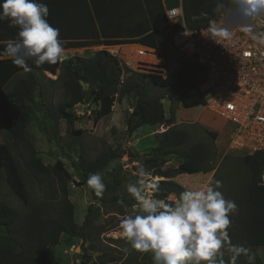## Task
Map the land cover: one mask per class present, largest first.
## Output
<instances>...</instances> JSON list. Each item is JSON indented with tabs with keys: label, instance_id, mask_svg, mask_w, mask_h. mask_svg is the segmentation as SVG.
Listing matches in <instances>:
<instances>
[{
	"label": "trees",
	"instance_id": "obj_1",
	"mask_svg": "<svg viewBox=\"0 0 264 264\" xmlns=\"http://www.w3.org/2000/svg\"><path fill=\"white\" fill-rule=\"evenodd\" d=\"M144 1L149 7L150 18L153 12L157 13L156 11L165 16L161 0ZM237 3L238 0H181L185 27L189 30L205 28L220 12ZM150 5L154 6L153 10ZM161 25L160 29L134 42L101 41L95 35L89 40L80 42H63V47L69 49L137 44L157 48L171 37L166 16L163 17ZM28 64L30 70L17 67L12 60H0V87L8 78H13L11 89L1 99V115L10 140L22 144L27 152L24 166L33 172L53 174L60 185L59 199L58 202L48 203L34 201L26 196V202H23V198L18 193V186H5L8 195L14 196L21 203L13 206L0 186V264H59L54 254V247L58 245L61 236L81 241L84 245L93 244L95 235L100 233V230L93 225L92 205L88 206L82 224L78 225L75 222L74 206L68 199L67 192V182L71 181L70 173L64 169L63 163L59 160L52 167L44 166L27 136L26 129L33 121L31 107L36 103V92L43 101L47 96V84L61 85L66 99L57 105V111L59 118L67 122L71 128L74 122L80 119L73 114L72 108L87 101V90H90L88 98L98 106L93 118L94 123L109 116L116 101L131 96L135 99V103L126 119L129 133L142 126L168 127L164 132L156 134L157 145L149 150L140 164L150 171L151 175H161L166 178L149 180L150 184L152 182L158 184L156 191L148 187L155 198L166 203H174L175 201L169 200L168 197L174 196L178 199L185 190L171 181V178L180 174L214 170L213 164L216 160L214 141L217 133L204 129L207 139L193 142L191 127L173 126L174 104L177 100L185 109L205 106V100L197 89L200 81H195L189 72V67H194L193 65L180 62L177 67L168 70L165 76L157 71L140 74L132 71L106 50L95 51L91 57L75 56L65 58L56 64L46 63L41 67H36L32 61ZM45 72L55 75V80L46 78ZM155 88L160 92L151 96L150 93ZM165 99L169 100L168 116L163 105ZM80 133L73 128L70 131L73 136H78ZM122 157V152L111 148L99 153L94 159L80 154L73 168L80 184L87 186V178L90 174L99 172L103 177L108 165ZM168 158L176 159L178 165L172 172L163 173L160 165ZM240 159L243 167L241 185L238 186L242 195L241 235L251 248H260L264 247V151H256ZM139 166L135 167L137 174ZM18 174L22 180L21 173ZM1 182L5 184L2 168H0ZM103 182L106 188L102 196L97 197L89 189L93 201L108 207H117L121 212L126 207L136 204L135 198L117 191L116 187L120 183L118 177H114L112 183ZM53 191L56 194L57 190L53 189ZM139 253L136 251V254L131 255L134 264H153L151 252L144 253L141 262H136Z\"/></svg>",
	"mask_w": 264,
	"mask_h": 264
},
{
	"label": "rangeland",
	"instance_id": "obj_2",
	"mask_svg": "<svg viewBox=\"0 0 264 264\" xmlns=\"http://www.w3.org/2000/svg\"><path fill=\"white\" fill-rule=\"evenodd\" d=\"M178 23L169 33L172 34L176 29L181 28ZM119 53L116 48H111ZM131 47L122 48L119 53L120 58L132 71L140 74H150L158 71L149 66L142 58L134 57L128 53ZM97 49L96 51H98ZM103 50V49H101ZM108 52V51H107ZM94 51H86L83 57H91ZM114 56V55H113ZM118 60V56L116 57ZM137 63V64H136ZM177 67L173 60L168 62V69ZM189 72L195 81H200V76L195 67H189ZM22 74V73H21ZM46 78L55 80L51 74H45ZM13 78H8L3 86L0 87V105L3 95L11 89ZM86 88V87H85ZM87 90V94L89 95ZM159 89H153L151 96L159 93ZM46 98L42 101L38 92H36V103L32 105L31 111L33 121L27 127V136L34 146L38 157L44 166L52 167L56 161H61L64 169L70 173L71 181L67 182L68 199L74 206V220L80 225L86 215L88 206L92 205L94 214L93 225L96 226L100 233L95 235L93 244L82 245L81 241L61 236L59 243L54 247L55 257L59 264H134L132 254L135 249L131 244L120 236V222L124 216L133 214L138 202L132 207H126L122 212L117 207H108L100 202L93 201L89 188L80 184V180L73 168L80 154H84L89 159H94L99 153L111 148L123 153V157L118 161H112L103 174V181L112 183L114 177L119 178L117 191L121 194L130 195L127 187L130 183H138L140 177L135 171V167L142 164L151 148L157 145L156 134L164 132L168 127L165 126H142L133 133L128 132L126 119L132 112L135 99L131 96L116 101L112 108V113L94 123L97 105L91 98L86 96L83 104H78L72 108L73 114L80 119L73 124V130L80 131V135L73 136L70 134L72 128L67 122L59 118L57 105L66 99L64 91L59 83L47 84ZM166 114L168 116L169 100L163 101ZM175 119L173 126L187 127L193 129L192 141L205 140L207 134L204 129L214 131L217 136L214 141L215 162L212 171V179L221 181L218 189L225 199L232 200L237 205V210L230 214V226L227 229L229 239L225 241V247L221 249L223 256H218L219 260L223 259L225 264H231L230 253L227 248L231 245H242L248 250L247 255L238 257L236 264H264V247L251 248L242 238L241 235V194L238 186L241 185L242 165L241 157L244 152L230 148L228 135L225 131L227 126L224 122L211 115L205 107H196L191 109L183 108L177 100L174 104ZM206 122V123H205ZM130 153V155H128ZM27 158V152L23 145L10 140L9 135L3 123L0 108V168L4 171L5 184L0 186L5 193V197L13 206L20 205V201L14 196L8 195L5 186H18V193L26 202V196L29 199L38 202L55 203L58 202L59 183L53 174H43L33 172L24 166V160ZM15 160V161H14ZM178 161L168 158L160 165L163 173H170L177 168ZM21 173L22 180L18 173ZM161 175H151L149 180H165ZM174 181L184 183L180 176L175 177ZM4 186V187H2ZM189 187V186H186ZM56 189V194L53 189ZM195 188L191 189L194 190ZM58 193V194H57ZM24 194V195H23ZM145 195H152V191L146 187ZM133 197V196H132ZM134 198V197H133ZM174 197L169 196L172 200ZM144 253L140 252L136 257V262H141ZM248 256L252 257L251 262Z\"/></svg>",
	"mask_w": 264,
	"mask_h": 264
},
{
	"label": "clouds",
	"instance_id": "obj_3",
	"mask_svg": "<svg viewBox=\"0 0 264 264\" xmlns=\"http://www.w3.org/2000/svg\"><path fill=\"white\" fill-rule=\"evenodd\" d=\"M247 2L255 5L252 12L264 8V0ZM48 15L47 4L38 0H0V20H7L11 27L18 29L16 37L6 42L3 54L17 67L30 70L29 61L41 67L65 59L60 30L48 22ZM252 39L264 44V34L253 35ZM138 176V183L127 187L138 205L133 214L121 220L120 236L133 249L153 253V264H217L218 256L224 255L221 249L229 239L230 214L237 210L236 203L225 199L218 190L221 181H209L197 190H186L170 204L144 194L146 187L158 190V184L146 183L151 172L143 165L138 168ZM87 186L97 197L106 188L99 172L88 176ZM227 251L231 264L248 253L242 245H231ZM248 259L251 262L252 257ZM219 264L225 261L221 259Z\"/></svg>",
	"mask_w": 264,
	"mask_h": 264
},
{
	"label": "built area",
	"instance_id": "obj_4",
	"mask_svg": "<svg viewBox=\"0 0 264 264\" xmlns=\"http://www.w3.org/2000/svg\"><path fill=\"white\" fill-rule=\"evenodd\" d=\"M253 7L247 0H238L199 30L185 27L182 6L168 9V31L178 23L182 27L157 48L138 45L128 53L142 58L162 76L169 70L170 60L175 65H193L201 78L197 89L205 109L227 126L230 148L245 155L264 151V44L252 39L264 34V8L252 12ZM109 49L123 62L119 53ZM212 175V171L180 174L183 186L173 180L175 177L170 180L185 191L197 190L207 185Z\"/></svg>",
	"mask_w": 264,
	"mask_h": 264
},
{
	"label": "crops",
	"instance_id": "obj_5",
	"mask_svg": "<svg viewBox=\"0 0 264 264\" xmlns=\"http://www.w3.org/2000/svg\"><path fill=\"white\" fill-rule=\"evenodd\" d=\"M49 9L48 22L60 30L64 43L89 40L95 35L103 41L134 42L139 38L161 28L162 14L149 17V7L144 0H38ZM166 10L181 6V0H161ZM153 10L154 6L150 5ZM88 9L90 12H88ZM91 13V14H90ZM165 15V14H164ZM18 29L11 27L9 21L0 20V60H11L3 54L6 42L16 37ZM138 46L137 44L117 45L109 48ZM108 47H84L64 49L65 58L83 57L86 51L106 50ZM115 55V54H112ZM45 74H49L45 72ZM56 77L55 75H53Z\"/></svg>",
	"mask_w": 264,
	"mask_h": 264
},
{
	"label": "water",
	"instance_id": "obj_6",
	"mask_svg": "<svg viewBox=\"0 0 264 264\" xmlns=\"http://www.w3.org/2000/svg\"><path fill=\"white\" fill-rule=\"evenodd\" d=\"M128 155H130V153ZM263 182H264V176H263Z\"/></svg>",
	"mask_w": 264,
	"mask_h": 264
}]
</instances>
